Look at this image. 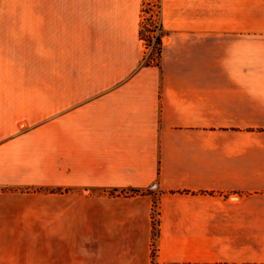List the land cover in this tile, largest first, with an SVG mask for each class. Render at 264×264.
<instances>
[{
    "label": "crops",
    "instance_id": "0c3cea01",
    "mask_svg": "<svg viewBox=\"0 0 264 264\" xmlns=\"http://www.w3.org/2000/svg\"><path fill=\"white\" fill-rule=\"evenodd\" d=\"M145 1L0 85V264H264V0H160V64Z\"/></svg>",
    "mask_w": 264,
    "mask_h": 264
},
{
    "label": "rangeland",
    "instance_id": "374dc122",
    "mask_svg": "<svg viewBox=\"0 0 264 264\" xmlns=\"http://www.w3.org/2000/svg\"><path fill=\"white\" fill-rule=\"evenodd\" d=\"M79 9L74 0H0V85H25L29 75L39 80L43 53H56L72 22L80 26L88 20ZM157 18L150 24L155 26Z\"/></svg>",
    "mask_w": 264,
    "mask_h": 264
},
{
    "label": "trees",
    "instance_id": "16d2710c",
    "mask_svg": "<svg viewBox=\"0 0 264 264\" xmlns=\"http://www.w3.org/2000/svg\"><path fill=\"white\" fill-rule=\"evenodd\" d=\"M149 14V15H148ZM154 15L157 18L156 25L153 26L150 24V20L154 21ZM142 23H141V29L140 34L142 38L145 39L148 46H153L152 53L147 57L146 63L147 64H160L161 63V56H162V50H163V36L165 35V29H164V22L162 18V3L160 0H146L142 7ZM154 17V18H153ZM159 30L160 33H156V31ZM148 189H140V188H131L130 190L125 192V189L122 191H119V189L114 188L111 190V194L117 195V194H135V193H146L148 192ZM159 205L158 198L155 199V217H156V211L157 207ZM160 219L155 218L154 219V237H157L160 232L159 227ZM155 244V242H154ZM154 255H155V249H154Z\"/></svg>",
    "mask_w": 264,
    "mask_h": 264
},
{
    "label": "built area",
    "instance_id": "2783aa9c",
    "mask_svg": "<svg viewBox=\"0 0 264 264\" xmlns=\"http://www.w3.org/2000/svg\"><path fill=\"white\" fill-rule=\"evenodd\" d=\"M158 186H159V183H158V182H154V183L152 184V188H153V189L158 188Z\"/></svg>",
    "mask_w": 264,
    "mask_h": 264
}]
</instances>
